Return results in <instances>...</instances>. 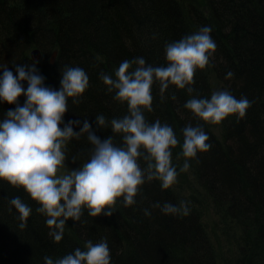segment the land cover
I'll use <instances>...</instances> for the list:
<instances>
[{
    "label": "trees",
    "instance_id": "1",
    "mask_svg": "<svg viewBox=\"0 0 264 264\" xmlns=\"http://www.w3.org/2000/svg\"><path fill=\"white\" fill-rule=\"evenodd\" d=\"M204 1L206 12L180 0H0V66L15 75V65L34 62L29 54L38 48L43 54L36 64L38 73L53 90L60 89L65 67L82 68L89 87L79 103L68 101L64 122L79 120L80 126L74 127L79 132L87 119L105 139L112 135L111 128L98 130L95 117L102 114L111 121L127 115L128 108L115 101L100 74H113L122 61L137 57L164 65L167 43L210 27L217 48L210 65L197 70L192 95L210 98L213 74L237 99L251 102L246 115L217 124L222 129L220 140L210 124L184 108L190 98L186 89L170 86L161 100L158 84L152 90L153 111L144 115L149 123L159 119L173 128L180 144L172 150V160L182 151V130L187 125L200 126L209 136L211 149L189 162L196 177L188 193L203 191L211 200L219 218L215 229L226 240L224 252L220 254L205 225L200 213L204 206L181 197L177 187L163 190L159 181L146 182L135 205L124 207L119 202L111 217L94 218L85 209L80 222H67L59 243L48 235L39 205L23 189L0 181V264H45V256L63 258L77 248L84 250L88 240L107 241L110 264H264V0ZM54 52L58 56L51 66ZM228 71L234 73L232 79H225ZM23 87L27 89V82ZM173 94L176 100L171 99ZM25 99L20 97L21 106ZM14 107L0 103V120ZM222 141L230 145L228 151L220 147ZM115 142L120 143V137ZM70 144L90 158L92 146L86 134ZM15 196L32 209L24 229L15 208L9 211ZM184 201L190 208L188 216L164 215L153 207L166 202L179 206ZM144 209L151 215L145 216Z\"/></svg>",
    "mask_w": 264,
    "mask_h": 264
},
{
    "label": "clouds",
    "instance_id": "2",
    "mask_svg": "<svg viewBox=\"0 0 264 264\" xmlns=\"http://www.w3.org/2000/svg\"><path fill=\"white\" fill-rule=\"evenodd\" d=\"M212 29L201 27L198 31L165 45V64H147L143 57L122 61L113 74H100L107 91L114 93L115 101L126 104L128 114L122 118L106 120L95 117L97 129L111 128L112 135L101 139L85 119L80 131L79 120L64 122L68 101L73 104L89 87V77L80 67H65L61 71L60 89L45 86L44 77L38 73L37 62L15 65L14 75L2 67L0 76V103L14 105L0 120V181L13 188L23 189L39 205L37 212L44 215L48 235L59 243L63 239L69 220L80 222L86 209L97 218L111 217L122 201L124 207L136 204L146 182L159 181L163 190L177 183V168L172 163V150L180 140L171 126L157 119L149 123L144 113L152 112L153 86L159 85L161 100L169 87L187 90L190 98L184 108L205 124L217 125L230 116L243 118L251 107L246 97L237 99L227 89L216 90L210 98L192 95L197 70L210 65L217 45L211 37ZM228 71L225 79H232ZM27 82V89L23 87ZM25 102L20 105L19 99ZM176 100V96H171ZM63 124V127L61 125ZM86 134L92 148L90 158L82 168L69 172L65 167L66 146L70 141ZM182 151L177 159L184 158L180 173L190 169V161L198 153H207L212 145L209 136L200 126L187 125L182 130ZM120 137L121 142H115ZM79 156V155H78ZM80 157V156H79ZM143 162V167L141 165ZM24 229L32 213L19 196L10 200ZM164 215L188 216L187 202L179 206L171 203L153 205ZM144 215L150 216L148 209ZM110 250L106 240L93 243L88 240L84 250L77 248L63 258L45 256V264H110Z\"/></svg>",
    "mask_w": 264,
    "mask_h": 264
},
{
    "label": "rangeland",
    "instance_id": "3",
    "mask_svg": "<svg viewBox=\"0 0 264 264\" xmlns=\"http://www.w3.org/2000/svg\"><path fill=\"white\" fill-rule=\"evenodd\" d=\"M183 4H187V6L189 5H194L195 7L199 8L200 10L206 12V5H205V1L204 0H180ZM210 81H211V86H212V91H216V90H225V88L216 80V77L211 74L210 76ZM212 130L217 134L220 135V131L221 128L218 125H213L210 124ZM181 177L177 178V180H182L179 184L175 185L174 187L179 188L181 190V197H186V199H189V197H187L189 195L188 192L192 193L193 190V186L191 185V181H186L184 179H180ZM185 199V198H182ZM186 202V201H184ZM201 215L204 217L205 221V225L207 226V228L210 230L211 234L213 233L214 237H215V241L218 243L216 244L218 250L220 251V254H222L225 250V245H226V240L224 239V233L222 231H217L215 229V224L217 226V220H219V218L215 215L214 211H212V209L209 207L208 204H206V206H204L201 210ZM218 228V226H217ZM233 256L237 257V254L235 251H232Z\"/></svg>",
    "mask_w": 264,
    "mask_h": 264
},
{
    "label": "bare ground",
    "instance_id": "4",
    "mask_svg": "<svg viewBox=\"0 0 264 264\" xmlns=\"http://www.w3.org/2000/svg\"><path fill=\"white\" fill-rule=\"evenodd\" d=\"M34 52H37V53L40 55V61L43 60V54H42V51H41L40 49H38V48L33 49V50L31 51V53L29 54L31 60H33V59H32V54H33ZM57 56H58V54H57ZM57 56H56V59H55V64H56ZM33 61H34V60H33ZM51 61H52V58H50L49 62H50V64H51V66H55V64H52ZM34 62H35V61H34ZM38 62H39V61H38ZM212 92H213V91H212ZM213 132H214V131H213ZM220 132L222 133V129H221ZM214 133H215V132H214ZM215 134H216V133H215ZM216 136L221 140V138H222V134H220V135H217V134H216ZM219 145H220V147H221L224 151H228V149L230 148V147H229L230 145H228V142L225 143L224 141H222L221 143L219 142ZM86 160H87V159H86ZM172 163H173V165L177 168L178 178L181 177L180 179H184V180H186V181H195V177H196V175H195L194 172L191 170V168H190L189 171L186 172V173H180V172H179V168H180V167L183 165V163H184L183 160H181V159H177V157H176L174 160H172ZM181 181H182V180H177V183H176L175 185L179 184ZM175 185H173V186H175ZM173 186H172V187H173ZM187 197H189L190 200H193V201H194V200H197V201L200 202L203 206H206V204H208L209 207L212 209V204H210L211 200H210V199L208 198V196L206 195V192H203V191L193 192V194H190V195H188ZM199 209H201L200 206H198V210H199Z\"/></svg>",
    "mask_w": 264,
    "mask_h": 264
},
{
    "label": "water",
    "instance_id": "5",
    "mask_svg": "<svg viewBox=\"0 0 264 264\" xmlns=\"http://www.w3.org/2000/svg\"><path fill=\"white\" fill-rule=\"evenodd\" d=\"M57 52H54L52 55V64H55V59L57 56ZM32 59L35 62L40 61V55L37 52H34L32 54ZM80 157H79V156ZM86 159L81 156L73 147L71 144H68L66 146V160H65V167L66 169L71 172L72 170L80 169L82 168L83 164L86 162Z\"/></svg>",
    "mask_w": 264,
    "mask_h": 264
}]
</instances>
